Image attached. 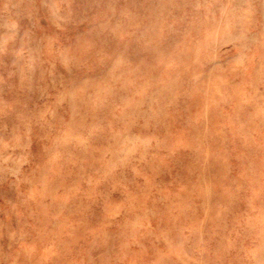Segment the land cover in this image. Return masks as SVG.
Instances as JSON below:
<instances>
[{
  "label": "rangeland",
  "instance_id": "rangeland-1",
  "mask_svg": "<svg viewBox=\"0 0 264 264\" xmlns=\"http://www.w3.org/2000/svg\"><path fill=\"white\" fill-rule=\"evenodd\" d=\"M0 264H264V0H0Z\"/></svg>",
  "mask_w": 264,
  "mask_h": 264
}]
</instances>
